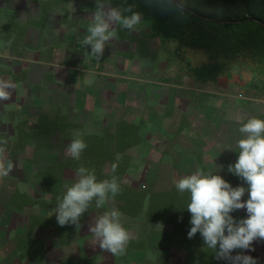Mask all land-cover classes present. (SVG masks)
Segmentation results:
<instances>
[{
  "label": "rangeland",
  "instance_id": "obj_1",
  "mask_svg": "<svg viewBox=\"0 0 264 264\" xmlns=\"http://www.w3.org/2000/svg\"><path fill=\"white\" fill-rule=\"evenodd\" d=\"M130 1L113 0L124 7L131 6ZM216 1L200 0L211 11L199 10L220 20L240 22L246 18L242 9ZM95 7L96 0H0V69L6 62L2 61L4 57L21 58L24 54L27 59L23 58L33 64L32 58L36 56L31 53L33 48L41 45L48 50L64 49L66 45V50L83 51L79 57L85 59V64L86 60L99 64L94 68L85 65L83 77L92 74L103 79L106 98L118 87L127 90L131 98H138L134 92L140 89L149 94L158 88L180 86L183 91H173L170 104L159 96V104L166 103L161 110L166 109L167 123L174 127L173 132L163 136L164 142L161 136L143 134L145 127L156 130L158 119H143L129 105L109 104V112L105 103V120H92L87 111L74 110L75 95L69 93V104H46L38 121L30 123L32 119H25L28 124L18 120L21 110L9 109L5 99H0V116L8 123L16 122L15 132L19 135V140L12 143L13 134H0L3 149L0 161L11 160L14 166L19 163V170L14 172L22 178L19 189L10 192L11 187L9 184L4 187V176H0V210L15 211L13 215H0V264H221L212 250L204 246L199 233L188 237L191 227V214L185 208L188 196L178 193L174 180L203 170L224 178L233 176L234 186L243 184L228 171V165L237 159L235 150L241 124L251 116L264 118V65L247 50L219 53L165 39L154 31L152 20L145 18L136 31L117 27L103 56L97 59L86 54L81 44ZM215 35L220 37L219 33ZM64 58L67 59L64 63L75 60L72 56ZM138 58L141 65L135 61ZM66 69L69 71L70 67ZM167 70L174 75L167 77ZM0 74L15 88L22 89L21 78L26 77L22 69L8 66ZM65 76L63 71L61 80L70 85ZM167 82L173 86H160ZM181 96L185 98L183 104L174 102ZM188 108L198 109L200 116L186 115ZM213 108L216 117L221 118L217 139L202 154L195 150L182 129L202 122L204 117L208 120L207 113ZM17 114V120L11 119ZM75 133L81 134L87 144L80 160L66 152ZM188 152L195 156V163L186 173L184 167L175 164L184 162L183 156ZM210 161L213 167L206 165ZM81 164L94 169L99 179L117 176L121 190L103 208H96L93 202L81 217L79 227H61L53 209L57 197L75 180V170ZM148 194L155 195L154 207L148 206ZM242 199H247V193ZM113 207L121 211V222L131 237L122 255L101 249L89 231L90 223ZM245 214L244 209L233 213L238 218ZM21 224L27 229L14 228ZM148 242L153 243L152 247ZM253 248L250 254L258 259V264H264V240L254 241Z\"/></svg>",
  "mask_w": 264,
  "mask_h": 264
},
{
  "label": "clouds",
  "instance_id": "obj_2",
  "mask_svg": "<svg viewBox=\"0 0 264 264\" xmlns=\"http://www.w3.org/2000/svg\"><path fill=\"white\" fill-rule=\"evenodd\" d=\"M156 11L161 7L155 0H147ZM186 0H169L163 8L167 14L183 15ZM91 23L81 44L86 54L99 59L105 46L115 35L118 27L129 32L143 26L144 16L132 6L114 4L113 0H96ZM10 82H0V99L8 98ZM240 139L236 142L238 153L228 171L239 177L243 184L233 186L219 173L196 170L174 180L175 189L187 194L186 209L191 214L188 237L200 234L204 246L212 250L221 264H258L250 253L253 242L264 240V118L251 116L239 127ZM87 144L82 135L75 133L67 144L66 152L80 160ZM3 149H0L2 152ZM14 164L11 160L0 161V176H7ZM116 165L113 164V171ZM75 180L57 197L53 214L59 226H80L81 217L95 204L103 208L109 199L121 190L117 176L99 179L94 169L81 164L75 170ZM247 193V199H242ZM244 209L243 217L233 215ZM118 208L103 211L89 225V231L99 241V247L112 254H124L131 239L128 229L121 222Z\"/></svg>",
  "mask_w": 264,
  "mask_h": 264
},
{
  "label": "crops",
  "instance_id": "obj_3",
  "mask_svg": "<svg viewBox=\"0 0 264 264\" xmlns=\"http://www.w3.org/2000/svg\"><path fill=\"white\" fill-rule=\"evenodd\" d=\"M55 48V47H54ZM74 48V47H73ZM66 45L64 46V49L60 47L59 49H50L48 50V47H43L39 45L37 48H33L31 53L36 54L33 60V64H31L32 61L26 60L27 57L25 55H21V58H14L13 56L9 58L4 57L2 61L4 62V66L1 67V71H4L5 69H8V66L12 69H22V73L25 74V78H21L23 82L22 85H19L20 90L18 88H15L12 82L10 83L12 86L7 89L8 91V98L4 100L6 102V106L9 107V109L17 108L21 110L22 114L19 116V114L12 116L11 119L16 118V120L23 121V123H28L27 119L30 120V123H35L38 121V118L40 117V113L42 109L45 107L46 104L50 103H70L71 101H68V93L75 95L74 96V103H76L75 111L83 112L84 110L87 111V113L90 115V119L101 121L105 120V103L111 104L112 106H125L129 105L128 108H132L133 112L140 113L143 117V119H151L155 120L158 119L157 122H155V129L156 130H150L148 127H145V129H142L143 134L149 133L150 135L154 134L157 136H161L162 142H164L163 136L170 134V132H173V126L169 125L167 123L168 116L166 115V109L161 110V107L164 106L167 102L170 104L171 101V93L173 91H183L182 87L180 86H173L167 82V84H162L160 86L163 87H172L171 88H163L162 90H153L147 94L144 90L140 89L139 91H135V96L138 98H131L127 90H123L118 87L117 90H111L109 92L110 94L106 98L105 96V83H103V79L98 78L97 76L93 77L92 74H85V77H83L82 69L85 65L90 64L89 60H86L87 63L85 64V59L82 57H79V55H82L84 53L81 50L78 49H72L66 50ZM28 52V49L26 50ZM52 55L50 56V54ZM72 56L75 60L69 61L70 64L64 63L65 60H67L64 57ZM26 59H24V58ZM9 59V60H8ZM8 60V61H7ZM16 60V61H15ZM71 60V59H70ZM137 64L141 65L140 59L135 60ZM30 62V63H29ZM99 65L98 63H92L90 64L91 68H94L95 66ZM64 67V68H62ZM67 67H70L67 71ZM63 71L65 72L66 76L69 78L70 85H67L63 80H61V77H63ZM33 74L35 75V78H33ZM167 77L174 75L170 71L167 70L165 73ZM20 75V74H18ZM2 74H0V82H9V80H6L5 78H1ZM65 76V77H66ZM4 79V80H3ZM25 79V80H24ZM54 88V94L51 93V88ZM162 95L164 97V100L166 103L159 104L160 98L159 96ZM87 98V100H86ZM92 100V101H91ZM185 100L183 96L181 98H177L174 100V102H182ZM119 105V106H118ZM115 108V107H114ZM12 109V110H13ZM77 109V110H76ZM1 110V108H0ZM185 110V109H184ZM215 108L210 109L207 113V118H203L202 122L198 121L199 123H196L192 126H186L182 129V133L185 137L191 143L194 145L195 150L197 152H200L202 154L205 153L206 147L212 148L213 144L216 143V131L218 130V125L221 121V118L219 116L216 117L215 115ZM109 112L110 106H109ZM185 112V111H184ZM194 115V116H200V111L198 109H192L188 108L186 115ZM198 114V115H197ZM19 116V117H18ZM32 117V118H31ZM214 118L216 121L214 122ZM28 123V124H30ZM168 124V125H167ZM16 122H10L8 123L7 119L0 116V134H10L11 142L15 143L19 140V135L16 133ZM14 131H11L12 128H14ZM35 127V126H34ZM217 129V130H216ZM229 129V128H227ZM229 132V130H228ZM1 148V146H0ZM209 151V150H208ZM214 156L221 157L220 154L212 153ZM187 157V158H186ZM184 162L181 161L176 166L181 165L185 168V172L187 173L189 169L192 168V165L195 163V156L193 154H190L189 152L186 153L184 156ZM206 162V165L209 167H213V162L210 161ZM213 163V164H212ZM19 163L16 162L14 169L10 172L12 175L4 176L3 184L4 187H6L8 184L11 187L10 192L17 191L20 186V182L22 180L19 175L15 174L14 171L17 172L19 170L18 166ZM201 165V164H200ZM199 166V165H197ZM202 166V165H201ZM20 172H23V170H20ZM185 173V174H186ZM21 178V180H20ZM225 179L228 180L233 186H234V178L231 175H226ZM12 195V194H10ZM7 195V196H10ZM9 214L13 215L15 211H7ZM4 210H0L1 216L8 215ZM7 220L4 221V223ZM7 225V224H6ZM22 226V228H21ZM19 227H14L16 230H26L27 227L24 226V224H21ZM10 229V228H9ZM14 230V229H11ZM148 246L152 247L151 242H148Z\"/></svg>",
  "mask_w": 264,
  "mask_h": 264
},
{
  "label": "trees",
  "instance_id": "obj_4",
  "mask_svg": "<svg viewBox=\"0 0 264 264\" xmlns=\"http://www.w3.org/2000/svg\"><path fill=\"white\" fill-rule=\"evenodd\" d=\"M155 2L161 7L160 12L149 6L147 0H131L130 5L135 11L142 12L145 19L152 20L154 31L165 39L178 40L187 45L219 53H227L231 49L247 50L257 55L264 65V0H217L215 2L232 5L233 9L235 6L238 10L242 9L246 18L240 22L220 20L206 15L199 9L208 12L211 8H205L204 2L200 0H186L182 16L179 13L167 14L163 11V8L169 4V0H155ZM216 33H219L220 37L215 35ZM123 188L126 190L127 187L123 186ZM148 199V206L154 207L155 195L148 194Z\"/></svg>",
  "mask_w": 264,
  "mask_h": 264
}]
</instances>
